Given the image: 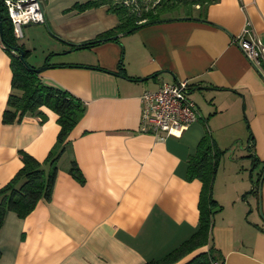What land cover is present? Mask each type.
<instances>
[{"label": "crops", "instance_id": "0c3cea01", "mask_svg": "<svg viewBox=\"0 0 264 264\" xmlns=\"http://www.w3.org/2000/svg\"><path fill=\"white\" fill-rule=\"evenodd\" d=\"M85 1L43 0L46 21L25 24L18 37L32 50L30 63L51 64L41 80L79 97L85 112L58 161L51 198L25 217L6 214L0 264H141L164 255L199 224L202 182L187 178L188 155L206 132L241 123L248 152L231 156L226 169L212 134L222 150L213 183L222 208L211 241L223 264H264V78L235 41L249 21L264 44V0H213L201 16L196 5L193 17L74 48L118 23L106 5L78 10ZM11 78L0 45V187L22 166L20 150L43 160L60 127L46 106L45 121L36 113L2 121ZM179 78L189 80L198 119L180 136L140 131L142 91ZM201 119L210 126L204 133ZM72 160L83 182L71 174Z\"/></svg>", "mask_w": 264, "mask_h": 264}, {"label": "trees", "instance_id": "16d2710c", "mask_svg": "<svg viewBox=\"0 0 264 264\" xmlns=\"http://www.w3.org/2000/svg\"><path fill=\"white\" fill-rule=\"evenodd\" d=\"M141 1L134 0L130 4L126 0H87L76 4L78 10L106 5L109 11L118 16V23L91 40L74 43L73 47H92L106 40L118 39L119 35L131 33L143 25L171 20L181 15L193 17L192 10L196 5L200 9L198 16H201L204 14V7L213 0H157L146 5ZM0 45L10 55L12 70L11 90L2 112V121L19 122L27 113H36L41 122L45 121L47 115L41 106H46L57 113V122L60 126L56 141L43 160L20 150L22 166L0 187L1 228L9 211H14L19 217H25L40 199L51 198L58 161L68 149L69 134L84 115L85 105L70 91L41 80V71L28 60L32 50L18 41L3 3H0ZM49 65L51 64L46 62L40 67ZM130 78L139 79L133 76ZM221 153L222 150L218 148L211 134L206 132L200 138L195 152L190 153L187 159V178H199L202 182L198 201V228L169 252L141 264H214V262L223 264L211 241L214 214L222 208L213 195V183ZM70 172L78 181H84L83 174L74 160L70 164ZM188 256L191 257L182 261Z\"/></svg>", "mask_w": 264, "mask_h": 264}, {"label": "built area", "instance_id": "2783aa9c", "mask_svg": "<svg viewBox=\"0 0 264 264\" xmlns=\"http://www.w3.org/2000/svg\"><path fill=\"white\" fill-rule=\"evenodd\" d=\"M0 3L7 9L17 38L25 24L45 21L39 0H0ZM235 41L264 78V44L252 32L249 21ZM189 88V80L179 78L164 81L156 89L143 90L140 131L150 132L158 139L180 136L200 115Z\"/></svg>", "mask_w": 264, "mask_h": 264}, {"label": "rangeland", "instance_id": "374dc122", "mask_svg": "<svg viewBox=\"0 0 264 264\" xmlns=\"http://www.w3.org/2000/svg\"><path fill=\"white\" fill-rule=\"evenodd\" d=\"M156 1L157 0H142L141 2L142 4L146 5L148 3L149 4L155 3ZM126 2L131 4L134 2V0H126ZM24 28L25 27H22V31H24ZM49 32L52 33V31H49ZM21 40L19 39L20 43L22 42ZM37 50L34 51V54L36 53L38 55H41V50L39 48H37ZM193 96L195 97V95ZM198 101L199 103L202 104L201 100H198ZM197 124H199L203 133L206 132L207 126L209 125L207 122L201 119L200 121L197 122ZM245 131L246 129L244 127V123H241V125L239 124L234 125L233 128L220 127L217 130H215V132H211L214 138L216 139V141L218 142L219 147L224 150L220 158V168L221 169L223 168L226 169L229 167V164H230L229 160L231 156L233 155L241 156L243 153L248 152L247 135L245 134ZM212 134H211V137H212ZM193 143L195 142L193 141Z\"/></svg>", "mask_w": 264, "mask_h": 264}, {"label": "water", "instance_id": "95a60500", "mask_svg": "<svg viewBox=\"0 0 264 264\" xmlns=\"http://www.w3.org/2000/svg\"><path fill=\"white\" fill-rule=\"evenodd\" d=\"M39 3H40V9L42 10L44 17H45V6H44L43 0H39ZM45 21H46V18H45ZM47 28L49 29V31H51L50 28L48 27V25H47ZM21 58H23L22 52H21ZM43 68H45V67H38L37 70L41 71Z\"/></svg>", "mask_w": 264, "mask_h": 264}]
</instances>
